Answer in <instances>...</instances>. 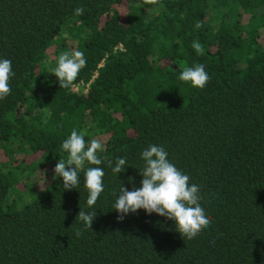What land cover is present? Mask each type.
I'll list each match as a JSON object with an SVG mask.
<instances>
[{"label":"trees","instance_id":"trees-1","mask_svg":"<svg viewBox=\"0 0 264 264\" xmlns=\"http://www.w3.org/2000/svg\"><path fill=\"white\" fill-rule=\"evenodd\" d=\"M73 50L86 67L60 88L56 57ZM4 58L15 75L0 100V264H264V0H0ZM196 64L203 88L178 79ZM73 129L103 143L104 162L85 164L105 173L92 207L82 170L72 190L29 181L67 159ZM149 145L200 185L211 224L194 239L143 209L117 220ZM121 157L115 174L107 161ZM80 210L96 211L91 229Z\"/></svg>","mask_w":264,"mask_h":264},{"label":"clouds","instance_id":"clouds-1","mask_svg":"<svg viewBox=\"0 0 264 264\" xmlns=\"http://www.w3.org/2000/svg\"><path fill=\"white\" fill-rule=\"evenodd\" d=\"M158 0H145V3L156 4ZM74 14L82 16L83 6H77ZM195 27L199 28L197 22ZM193 49L200 55L204 54V48L198 41H193ZM57 66L53 73L61 87H69L76 80L82 68L86 67L85 55L80 50L64 51L56 57ZM15 73L12 70L10 59H0V100L6 98L10 92L9 80ZM178 79L190 83L193 87L203 88L210 77L205 71L204 65L196 64L185 67L179 73ZM61 148L68 156L66 160H58L53 172L54 177L62 178L64 190L76 189L80 184L79 171H83L84 187L88 191L87 205L96 204L100 194L104 191L103 177L105 175L101 167H87L88 165H101L104 160L97 155L103 151V143L94 138L86 143L84 133H78L75 129L63 141ZM144 164L139 174L142 179L139 188L127 190L122 184L119 195L115 200L113 209L119 213L118 221H122L129 213H136L143 209L146 214L155 213L175 223L181 236L188 240L196 238L204 229L210 226L211 218L205 211L200 195V185L191 183L189 174L183 173L168 159L167 151L159 145H149L141 154ZM113 173L118 174L125 170L126 158L121 157L112 166L111 160L107 161ZM44 187L45 183H44ZM79 221L85 228L92 227L96 217V211L85 212L80 210L77 214ZM79 235V231L77 232Z\"/></svg>","mask_w":264,"mask_h":264},{"label":"rangeland","instance_id":"rangeland-1","mask_svg":"<svg viewBox=\"0 0 264 264\" xmlns=\"http://www.w3.org/2000/svg\"><path fill=\"white\" fill-rule=\"evenodd\" d=\"M261 41L263 42V40H261ZM53 176H54V173L52 171H50V169L48 167L39 168L36 170V172H34V174L31 175V178L29 181L32 184L34 183L35 185H37L36 187L41 188V187H44V183H45V186L48 185L50 183L51 179L53 178ZM20 187L22 189H24V186L20 185ZM10 197H11V194L7 200H9Z\"/></svg>","mask_w":264,"mask_h":264},{"label":"built area","instance_id":"built-area-1","mask_svg":"<svg viewBox=\"0 0 264 264\" xmlns=\"http://www.w3.org/2000/svg\"><path fill=\"white\" fill-rule=\"evenodd\" d=\"M80 85H82V83H80L79 85L77 84V85H75L73 88H74V90L75 91H77L78 90V88L80 87ZM86 87H87V85H86Z\"/></svg>","mask_w":264,"mask_h":264}]
</instances>
